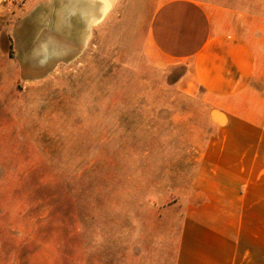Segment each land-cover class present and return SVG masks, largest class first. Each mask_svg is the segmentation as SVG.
<instances>
[{"label": "rangeland", "instance_id": "rangeland-1", "mask_svg": "<svg viewBox=\"0 0 264 264\" xmlns=\"http://www.w3.org/2000/svg\"><path fill=\"white\" fill-rule=\"evenodd\" d=\"M149 9L116 0L40 66L0 50V264H173L214 111L145 53Z\"/></svg>", "mask_w": 264, "mask_h": 264}, {"label": "crops", "instance_id": "crops-1", "mask_svg": "<svg viewBox=\"0 0 264 264\" xmlns=\"http://www.w3.org/2000/svg\"><path fill=\"white\" fill-rule=\"evenodd\" d=\"M147 3L145 53L184 66L183 89L200 88L214 111L181 198L173 264H264V0ZM101 11L97 0L0 2L11 20L0 50H26L24 63L40 66L46 48L86 47Z\"/></svg>", "mask_w": 264, "mask_h": 264}, {"label": "bare ground", "instance_id": "bare-ground-1", "mask_svg": "<svg viewBox=\"0 0 264 264\" xmlns=\"http://www.w3.org/2000/svg\"><path fill=\"white\" fill-rule=\"evenodd\" d=\"M97 1L100 2L101 8H102L101 14L98 17V20H101L102 19V16H104L108 12V10H111V8L114 6L116 0H97ZM96 21H97V19H96ZM89 35H90V30L87 32L85 41L88 40V38L90 37Z\"/></svg>", "mask_w": 264, "mask_h": 264}, {"label": "trees", "instance_id": "trees-1", "mask_svg": "<svg viewBox=\"0 0 264 264\" xmlns=\"http://www.w3.org/2000/svg\"><path fill=\"white\" fill-rule=\"evenodd\" d=\"M9 54H10L11 57L14 56V49H13V46L12 45L10 47Z\"/></svg>", "mask_w": 264, "mask_h": 264}, {"label": "built area", "instance_id": "built-area-1", "mask_svg": "<svg viewBox=\"0 0 264 264\" xmlns=\"http://www.w3.org/2000/svg\"><path fill=\"white\" fill-rule=\"evenodd\" d=\"M6 1H9V0H0L1 3H4V2H6Z\"/></svg>", "mask_w": 264, "mask_h": 264}]
</instances>
